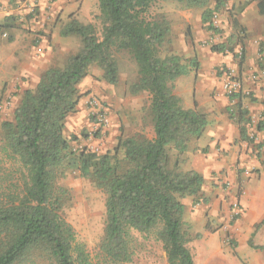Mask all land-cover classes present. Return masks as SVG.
Instances as JSON below:
<instances>
[{
  "label": "trees",
  "instance_id": "16d2710c",
  "mask_svg": "<svg viewBox=\"0 0 264 264\" xmlns=\"http://www.w3.org/2000/svg\"><path fill=\"white\" fill-rule=\"evenodd\" d=\"M98 1L101 35L94 24L71 18L60 35L78 38L80 50L70 56L65 67L44 72L36 88L23 93L14 121L3 123L7 147L25 170V177L20 196L7 203L0 201V264H37L39 259L52 264H90L85 246L63 217L66 191L58 189L56 183L66 168L79 171L107 194L105 236L100 245L105 260L131 263V232L137 231L156 234L168 264H195L184 228L183 200L198 196L205 179L196 171H181L177 163L170 168V159L173 151L183 155L192 141L202 138L209 119L198 111L197 102L194 109H185L174 93L176 81L188 74V67L177 54L161 56L172 28L165 18H155L151 9L159 2L204 9L203 24L209 23L214 11L208 8L207 0ZM257 7L264 15V0H258ZM17 20L7 17L0 32L11 31ZM235 24L238 26L237 21ZM8 41L14 42V37ZM213 50L224 52L225 47ZM122 52L128 53L138 68L139 78L129 93L150 97L155 137L120 138L116 152L123 155L127 166L120 172L117 153L76 151L65 129L82 98L78 86L92 66L102 70L106 83L118 85L115 55ZM246 115L240 114L237 123L242 140L252 143L246 137ZM258 126L263 131L264 121ZM249 245L257 249L252 240Z\"/></svg>",
  "mask_w": 264,
  "mask_h": 264
},
{
  "label": "rangeland",
  "instance_id": "374dc122",
  "mask_svg": "<svg viewBox=\"0 0 264 264\" xmlns=\"http://www.w3.org/2000/svg\"><path fill=\"white\" fill-rule=\"evenodd\" d=\"M40 1L42 6L37 11L39 19L34 20L27 7L33 1L0 0V24L7 17L18 18L11 31L0 32V201L6 203L22 194L25 170L7 147L3 123L14 121V113L23 93L35 89L39 83L37 79L44 72L51 68L65 67L70 56L80 50L81 42L78 38L60 35L61 29L71 18L84 24H94L99 35L102 30L98 19V0ZM207 2L208 8L214 12L209 23L202 24L200 32L204 34L198 43L195 40L199 31L197 33L194 24H186L184 15L196 17L203 14L204 9L189 8L178 2H159L152 7L151 14L158 19L165 18L172 28L168 42L161 49V56L177 54L188 67V74L180 77L174 86L175 94L183 93L184 99L180 98L185 109H193L194 88L201 89L198 91L199 101L204 105L214 104L212 111L206 114L208 119L212 115L220 118L219 111L220 115L224 114L227 121L238 129L237 141L242 140L240 125L237 123L239 115L247 112L246 137L253 142H244L250 146L264 168V131L258 130L259 123L264 121V15L259 14L256 6L258 0ZM248 5H252V8L248 14L249 20L244 25L239 17ZM63 6L68 7L67 12H57V8ZM217 6H220L219 10H216ZM215 16L217 25L213 23ZM210 24L215 32L209 30ZM11 36L14 40L18 37L25 40L26 47L22 49L26 52L25 61L17 62L12 58L16 48L8 41ZM44 39H49L45 47L36 43ZM220 45H224L225 51L215 52L213 48ZM47 47L52 49L49 59L42 58L35 67L36 74H33L30 70L34 67L32 63L38 59V48L47 52ZM115 58L119 67L118 85L106 83L102 70L94 65L78 86L82 95L80 103L83 101L86 113L81 118L78 106L77 112L67 119L65 129V135L76 151L87 150L98 155L114 156L120 138L145 136L151 139L154 136L149 95L143 93L132 96L129 93L131 85L139 78L137 65L126 52L116 54ZM46 65L49 66L47 69ZM22 67L28 70L27 74L19 73ZM227 78L241 84L238 95L230 97L224 92L223 83ZM258 83L261 84L260 96L255 91L258 86L255 84ZM94 101L98 103L97 106H94ZM215 105L218 107L215 108ZM102 113L108 120L106 125L99 124V115ZM199 140L192 141L188 152L183 155L173 151L170 168L176 163L183 172L189 171L190 166L198 167L191 157L197 156L200 160L209 149V146L199 147ZM116 161L120 164V172L127 168L121 153L116 154ZM239 166L237 161L230 164L236 173L232 182L226 166L210 171V180H205L201 193L183 200L186 207L184 228L190 236L188 249L195 264H217L219 256L245 264L236 252L238 242L234 236V228L242 216L237 197L247 178L258 173L261 168ZM56 186L66 191L63 217L74 227L78 242L85 246L90 264H112L105 260L100 250L107 220L106 192L84 178L79 171L69 168L58 178ZM130 246L133 260L127 264H168L163 244L155 233L140 234L132 231ZM208 246L214 250L212 254H208ZM37 264L52 263L39 259Z\"/></svg>",
  "mask_w": 264,
  "mask_h": 264
},
{
  "label": "crops",
  "instance_id": "0c3cea01",
  "mask_svg": "<svg viewBox=\"0 0 264 264\" xmlns=\"http://www.w3.org/2000/svg\"><path fill=\"white\" fill-rule=\"evenodd\" d=\"M251 6L252 5H248L247 6L248 8H246V10H244V12L240 14L239 21L244 25L247 24V21L249 20L248 14L252 8ZM67 9L68 7L66 8V6L58 7L57 12H61L62 10H65L67 12ZM190 16L191 15L189 14L184 15V19L186 21V24L189 25L194 24V28L197 31V33L199 31V35L198 37L196 36L197 38L195 40V43H198L200 38L203 37L202 35L204 34L203 32H200V29L203 24L202 14L191 18ZM35 19H39V17L34 18V20ZM48 40L44 39L41 42L38 40L36 41V43L38 42L39 45L44 46L45 42ZM24 44H25V40L24 39L21 40L20 37H18L17 40H14V42H12V45L15 46L16 48V51L13 54L12 58H14V60H16L17 62H21L23 59L24 61L26 60V55H25L26 52L22 50L25 49L26 47V45ZM37 52L39 55L36 56V58L38 59H36V61L32 63L34 67H31L32 69L30 70L33 74H36L37 70L35 69V67L37 66L38 62L42 61L41 60L42 58L45 60L49 59L52 49L51 47H47V52H44V50L40 51V48H38ZM48 67H49L48 65L45 66L46 69ZM27 72L28 70H26L25 67L19 69V73L21 74H25V73L27 74ZM39 80L40 78L37 79L38 82ZM255 85H258L255 87V91L257 92V95L260 96L261 84L258 83ZM194 90H195V95L193 98V109H194V102H197L198 111H201L202 113L205 114L212 111V106L214 104L213 103H209L207 105L202 104L199 101V95H198L199 94L198 91L199 90L201 91V89L196 87L194 88ZM176 95L184 99L183 93L180 92L177 93ZM259 106L262 105L260 104ZM216 107H218V105H215V108ZM190 109H192V107ZM79 111L81 118H83L86 113V110L84 109L83 106V101L79 105ZM218 113L220 118H218L215 115L209 117V125L206 129V132L202 136V138L198 141L199 147L202 148L204 146L205 147L209 146L208 147L209 149L207 153L203 155V157H201L200 160H198L197 156L193 157L191 155L192 162H194V164H197L198 167L190 166L189 171H197L204 177L205 180L208 179L207 181H209L210 171H214V170L217 171L221 169L223 166H226L228 169L229 180L232 182V180H234L235 177L234 175L236 173L232 170L230 164L234 161L240 163L239 166L240 168H250V167L261 168V170L258 173L252 174L247 178L245 183L242 185V189L237 197V200L241 207L240 210L242 212V216L240 221L234 228V232H235L234 236L237 238L236 240L238 242V249L236 250V252L240 257L239 259H241L245 264H264V250L258 249L260 247H264V168L261 167L259 160L256 158L257 156L253 154L250 146L240 139L239 141L236 140V138H238L239 136L237 133L238 132L237 127L234 126L231 122L227 121L224 114L220 115L221 113L220 111ZM79 123H81V121H79ZM154 137L155 134L152 138ZM250 240L253 241V244L255 247H257V249L250 247L249 245ZM209 247L210 246L206 248L207 252L208 254H212L214 250L209 249ZM217 264H242V262L238 263L236 259H233V261H231L229 259H225L224 257L219 256L217 259Z\"/></svg>",
  "mask_w": 264,
  "mask_h": 264
},
{
  "label": "built area",
  "instance_id": "2783aa9c",
  "mask_svg": "<svg viewBox=\"0 0 264 264\" xmlns=\"http://www.w3.org/2000/svg\"><path fill=\"white\" fill-rule=\"evenodd\" d=\"M31 1H33V3H31L29 6L26 5L28 7V10H29L28 13H29V15L34 16V18H37L38 8L40 6H42L40 3L41 1L40 0H31ZM50 1L55 2V0H50ZM213 23L215 25L218 24L217 16H215ZM223 90L228 96L234 97L240 93L241 84L239 82H237L236 80H232L231 78H227V79H225V81L223 83ZM94 103H95L94 106H97L98 103L95 101H94ZM107 123H108V120L106 119V115L103 113L101 115H99V124L100 125H102V124L106 125Z\"/></svg>",
  "mask_w": 264,
  "mask_h": 264
}]
</instances>
